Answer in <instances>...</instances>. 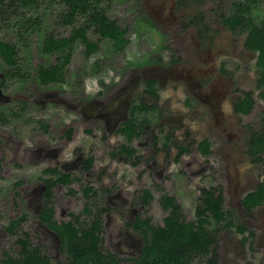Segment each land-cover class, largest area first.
<instances>
[{"label": "rangeland", "instance_id": "1", "mask_svg": "<svg viewBox=\"0 0 264 264\" xmlns=\"http://www.w3.org/2000/svg\"><path fill=\"white\" fill-rule=\"evenodd\" d=\"M229 1L114 0L105 6L126 29L123 50L114 51L109 40L89 32L99 49L86 56L77 45L63 83L42 85L35 77L16 83L0 71V106L15 111L25 106L19 116L0 123V258L3 251L18 249L6 227L26 213L21 228L31 241L53 263L69 262L58 236L37 218L45 202L43 170L57 167L79 177L53 189L57 220H66L70 212L83 217L85 186L109 189L96 202L111 207L103 214V248L121 257L120 264H133L144 242L126 222L141 215L162 224L164 193L175 196L185 218L193 219L200 188L211 186L222 190L234 220L219 232L217 264H264V204L248 212L240 203L264 178V162H252L246 152L251 129L261 127L264 101L257 96L256 58L243 45L245 34L232 33L218 20L217 11ZM50 2L33 14L44 11L41 32L19 51L34 68L54 58L37 51L45 33L67 36L80 24H61V8ZM195 15L202 19L187 25ZM15 20L0 22L1 39L16 41ZM149 77L157 79V100L143 90L142 81ZM245 90H254L255 106L247 115L235 114L232 104ZM140 96L156 108L147 115L142 135L132 141L139 160L133 166L112 152L125 142L116 128ZM166 132L190 151L176 159L174 147L162 146ZM202 139L210 142L208 156L197 147ZM88 155L94 158L92 168L82 172L80 161ZM145 188L152 193L148 204L140 199Z\"/></svg>", "mask_w": 264, "mask_h": 264}, {"label": "trees", "instance_id": "2", "mask_svg": "<svg viewBox=\"0 0 264 264\" xmlns=\"http://www.w3.org/2000/svg\"><path fill=\"white\" fill-rule=\"evenodd\" d=\"M51 1V2H50ZM114 0H0V22L7 24L15 18L16 41H6L0 38V71L5 79L16 83H24L32 77L42 85L65 82L67 67L73 50L77 45L84 47L83 53L88 56L99 49L97 42L89 39L88 33L99 35L100 39L109 40L114 51H121L128 43L126 29L122 28L106 11L105 4ZM46 2L59 4L61 10L60 23L74 26L67 36H56L45 33L41 38L37 51L41 56L54 57L48 63H39L36 68L32 61L20 54L21 48H29L30 38L38 35L43 28V14L37 13ZM201 15V14H200ZM200 15L187 20V25L197 24ZM219 22L234 34H245L243 45L246 50L255 53L257 71L256 90L259 99L264 101V0H230L226 8L217 11ZM45 16V15H44ZM145 62L149 59L146 58ZM158 61V60H157ZM223 72H227L222 69ZM143 90L157 100L158 82L155 78L142 81ZM255 106L254 90L241 91L232 104L235 114L247 115ZM155 105L145 102L144 97L132 101L127 117L117 127L116 132L125 142L112 152V156L121 154L133 165L138 164L136 151L132 141L142 135L144 126L150 121L147 118L155 110ZM24 109L22 105L16 111L12 107H0V123H6L10 118L19 116ZM41 125L44 121H38ZM261 127L251 129L247 141V155L254 163L264 162V107L260 115ZM45 126V125H44ZM70 138V129L66 132ZM163 137V147H174L176 159L190 151L187 144L175 139L172 132H166ZM197 147L204 156H208L210 142L202 139ZM92 157L82 160V170L90 169ZM45 176L44 197L53 196V188L57 184L69 186L79 177L65 173L54 167L43 170ZM72 192V191H71ZM86 199L83 213L85 218L74 213L66 221L58 222L53 217L54 209L47 204L38 214L40 221L54 230L61 242V250L67 254V264H120L123 260L118 255L103 248V213L108 207L96 205L94 198L98 191L92 186L82 190ZM143 202L152 194L144 189ZM224 196L219 187L200 188L199 202L196 205L194 218L186 219L182 205L175 196L164 193L160 196V204L166 215L162 224H152L148 217L138 215L129 226L143 234L144 242L137 256L132 257L133 264H217L219 232L233 224V212L224 205ZM243 208L250 212L255 207L264 204V178L256 187L246 192L240 199ZM26 214L11 219L6 227L8 234L16 237L18 249L13 252L3 251L0 264H64L53 263L42 247L33 244L29 235L21 228ZM243 231V226H238Z\"/></svg>", "mask_w": 264, "mask_h": 264}, {"label": "flooded vegetation", "instance_id": "3", "mask_svg": "<svg viewBox=\"0 0 264 264\" xmlns=\"http://www.w3.org/2000/svg\"><path fill=\"white\" fill-rule=\"evenodd\" d=\"M149 78H153V77H149ZM144 79H146V78H144ZM132 102V101H131ZM131 104V103H130ZM23 104H19L18 105V108L19 107H21ZM24 106V105H23ZM130 106V105H129ZM129 106L127 107V109H126V113L128 112V109H129ZM1 107V106H0ZM24 109H25V106H24ZM126 116H127V114H126ZM123 120H125V119H123ZM122 120V121H123ZM121 121V122H122ZM120 122V123H121ZM119 123V124H120ZM119 126V125H118ZM117 126V127H118ZM116 130H117V128H116ZM69 139V138H68ZM119 155H121V154H118L117 156H119ZM89 157H92V162H91V166H90V169L89 170H91V168H92V165H93V161H94V158H93V156L92 155H88ZM88 156H86V157H88ZM123 156V155H122ZM124 157V156H123ZM85 158V157H84ZM125 159V158H124ZM82 160L83 159H81V161H80V169H82V166H81V164H82ZM128 163H130L131 165H133L131 162H129L128 160H126ZM137 164H135V165H133V166H136ZM54 168H57V167H54ZM58 169V168H57ZM89 170H86V171H89ZM61 171V170H60ZM86 171H83L82 170V172H86ZM63 172V171H62ZM65 173H69V172H65ZM43 180V179H42ZM44 183V182H43ZM73 183V182H72ZM58 185V184H57ZM57 185H55V186H57ZM60 185H62V184H60ZM71 185V184H70ZM55 186H54V188H55ZM63 186H65L66 187V185H63ZM87 186H91V185H87ZM86 187V186H85ZM84 187V188H85ZM93 187V186H92ZM53 188V189H54ZM94 189H96L97 191H98V195H96L95 196V198H94V202H96L97 201V199H98V197L100 196V199L105 195V193H107L108 191H109V189L108 188H101V189H97V188H95V187H93ZM145 189H147V188H145ZM44 190H45V185H44ZM44 190H43V198L45 199V202H44V206L37 212V218H38V214H39V212L47 205V204H51L52 206H53V209H54V213H53V217H54V219H56L55 218V208H54V205H53V203H52V198H53V196L50 198V199H46L45 197H44ZM83 190V189H82ZM149 190V189H148ZM150 191V190H149ZM70 193L71 194H73L74 192H71V190H70ZM151 193V192H150ZM152 194V193H151ZM142 195H144V189L142 190ZM82 196H83V192H82ZM83 198H84V196H83ZM143 198V196H141V202H143L144 201V199H142ZM150 198H152V196L150 197ZM150 198H147V200H149ZM85 199V198H84ZM85 201H86V199H85ZM84 201V202H85ZM198 202H199V196H198ZM97 203V202H96ZM144 204H148L149 203V201H148V203H146V202H143ZM241 203V202H240ZM198 204V203H197ZM196 204V205H197ZM96 205H98V206H102V207H108L109 209L107 210V211H105L103 214H105V213H107V212H109L110 210H111V207L110 206H107V205H104V204H96ZM83 207H84V205H83ZM195 208H196V206H195ZM182 210H183V208H182ZM165 211V210H164ZM166 212V211H165ZM71 213H74V214H77V215H79L80 216V219H86L85 218V213H83V208H82V214H83V217H81V215L79 214V213H75V212H70L69 214H68V218L66 219V220H68L69 218H70V214ZM183 213H184V211H183ZM194 213H195V211H194ZM23 214V213H22ZM26 214V213H25ZM26 216H27V214H26ZM185 216V215H184ZM102 217H103V215H102ZM137 217V216H136ZM135 217V218H136ZM142 217V216H141ZM27 218V217H26ZM134 218V219H135ZM144 218V217H143ZM149 218V217H148ZM39 219V218H38ZM133 219V220H134ZM150 219V218H149ZM26 220V219H25ZM24 220V221H25ZM40 220V219H39ZM57 220V219H56ZM66 220H57L58 222H60V221H66ZM86 220H88V219H86ZM132 220V221H133ZM132 221H128V222H126L127 223V225L129 226V224L128 223H131ZM42 222V221H41ZM151 222V221H150ZM43 223V222H42ZM45 224V223H44ZM46 225V224H45ZM47 226V225H46ZM48 227V226H47ZM130 228H132L131 226H129ZM49 228V227H48ZM50 229V228H49ZM133 230H135L134 228H132ZM51 231H53L57 236H58V234L54 231V230H52V229H50ZM25 231V230H24ZM135 231H137V230H135ZM27 232V231H26ZM103 232H104V226H103ZM138 233H139V231H137ZM28 233V232H27ZM141 234V233H140ZM28 235H29V233H28ZM142 236H143V234H142ZM29 238H30V236H29ZM58 238H59V236H58ZM104 238V237H103ZM143 238H144V236H143ZM30 241H31V239H30ZM59 241H60V238H59ZM32 242V241H31ZM103 242H104V240H103ZM33 243V242H32ZM33 244H35V243H33ZM37 245H39V246H41L40 244H37ZM42 247V246H41ZM60 247H61V242H60ZM42 250H43V248H42ZM44 251V250H43Z\"/></svg>", "mask_w": 264, "mask_h": 264}]
</instances>
